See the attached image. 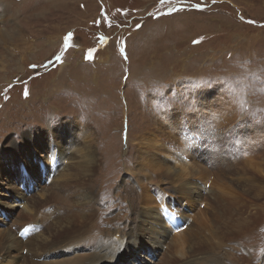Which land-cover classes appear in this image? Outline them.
I'll return each mask as SVG.
<instances>
[{"label": "rangeland", "instance_id": "1", "mask_svg": "<svg viewBox=\"0 0 264 264\" xmlns=\"http://www.w3.org/2000/svg\"><path fill=\"white\" fill-rule=\"evenodd\" d=\"M0 34V264H264V0H0Z\"/></svg>", "mask_w": 264, "mask_h": 264}, {"label": "bare ground", "instance_id": "2", "mask_svg": "<svg viewBox=\"0 0 264 264\" xmlns=\"http://www.w3.org/2000/svg\"><path fill=\"white\" fill-rule=\"evenodd\" d=\"M1 35V34H0ZM1 37L3 38V35H1ZM205 110V109H204ZM144 140V139H143ZM146 140H144L145 142ZM44 143V142H43ZM49 147L51 146V142L50 144L46 143ZM144 145H146L145 143H143ZM148 144V143H147ZM45 146V145H44ZM90 158H89V162H90ZM147 160V159H146ZM88 162V164H89ZM164 167H169L167 163H164ZM163 167V168H164ZM90 168V167H89ZM179 169L181 172H185V170L181 167V165H179ZM89 170V169H88ZM168 172H170V168L168 169ZM89 174H78V179L81 178L82 180L83 179H86L88 177ZM191 175V176H189ZM144 176V175H143ZM142 176V177H143ZM146 176V175H145ZM161 179L164 177H167L169 178L170 180L172 181H178V183H180L181 179H182V183L183 182H186V184L192 188L193 190H196L198 188L197 186V183L194 181V178L195 175L193 174H188L187 178L185 179L184 178V175L183 174H161ZM54 183H58V181L62 178L65 182L64 184H69L71 181L73 180H76L77 178L76 177H73L72 174H58V178L57 176H54ZM147 177V176H146ZM92 180L94 179L93 177V174L91 176ZM193 178V179H191ZM142 179V178H141ZM140 179V182L142 181ZM160 179V180H161ZM139 180V179H138ZM86 181V180H85ZM138 182L139 181H136L135 183L131 184L130 185V188H129V193L132 197V199H136L139 197V194H141L140 192V189H138V187H142V186H138ZM128 183V182H127ZM131 183V182H130ZM125 185H126V182H125ZM129 185V184H128ZM140 185V183H139ZM181 188V187H180ZM181 192H185V191H181ZM92 193V192H91ZM145 194V193H144ZM84 198H89L91 199L92 196L89 195V193H86V190H84V194H83ZM154 195H152L150 193V195H147V200H149L150 202L152 201L153 204H155L156 201H162L164 200L165 201V197L164 195H159V197L163 196L162 198H158V199H155L153 198ZM88 201V200H87ZM88 204L89 206H92L94 203H92L91 201H88ZM164 204V203H162ZM161 204L159 203V206ZM155 206H157L155 204ZM166 206V205H165ZM165 206H162V209L164 210ZM93 207H95L93 205ZM161 207V206H160ZM158 208V207H157ZM137 210V209H136ZM141 210V208H140ZM166 211V210H165ZM145 212V211H144ZM143 213L144 216L145 213ZM163 212V211H162ZM148 213V212H147ZM179 214V213H178ZM177 212L173 213L172 216H171V219H175L177 218L178 215ZM155 214L152 212H149V218L153 217ZM177 216V217H176ZM137 217V216H136ZM138 218V217H137ZM178 219V218H177ZM134 221V220H133ZM152 221L154 222V225H158L159 224V221L155 218L152 219ZM172 223L174 224V227H178L179 225V221H177L176 219L175 220H171ZM137 222V221H136ZM254 223L255 222H252V221H247L245 220L244 222H240L238 223V225H236V230H238L237 232L234 233V230L233 227L227 225V229L224 233V236H226V238L231 241V240H234L237 241V240H240L243 238V236H245V234H247V232H251L253 229H254ZM135 224V223H134ZM81 225V224H80ZM83 227V226H82ZM81 228V227H80ZM235 230V231H236ZM168 235V233H166ZM135 235V234H134ZM134 235H129L124 241H121V244L118 245V242L115 240L112 241L113 244H107L108 242H104L102 241L101 242V246H99V248L97 249H94L92 250L90 253H86L85 255H79V254H76L74 252H71V253H62V252H58L57 250L59 249H54V250H49L47 251L50 256L51 255H58V256H61L63 257V259H59V260H51V261H44L42 262L41 264H130L132 262H130L129 258L131 256H133V254H136L138 253L140 250L143 251V247L142 248V244L139 246V243L140 242H145L144 245L147 247V240L149 241L148 238L144 239V237L141 235L140 232H138L137 236H134ZM163 234H161L160 238L159 236L155 237L152 242L154 243L152 246L153 249L157 250L160 243L164 240L163 239ZM103 245H106L105 247H103ZM216 248H217V244L215 245H211L208 247L210 253L208 255L205 256V259L208 260V259H214L215 258H219L218 255L216 254ZM146 249V248H145ZM220 250V249H219ZM84 254V253H83ZM220 255V254H219ZM226 257V256H225ZM222 258V257H221ZM167 261H169L168 258H166ZM213 260V261H214ZM218 260H215V262H217ZM139 262V261H138ZM189 261L187 262H184V264H188ZM140 263V262H139ZM143 264V263H141ZM168 264H171V262H169Z\"/></svg>", "mask_w": 264, "mask_h": 264}, {"label": "snow or ice", "instance_id": "3", "mask_svg": "<svg viewBox=\"0 0 264 264\" xmlns=\"http://www.w3.org/2000/svg\"><path fill=\"white\" fill-rule=\"evenodd\" d=\"M161 3H164V0H161ZM196 7H200V5H196ZM170 11H175V9H171ZM71 33H69V35H68V38H71ZM56 59L57 60H60L61 59V57L59 56V55H57L56 56ZM33 67H35V65H33ZM27 94V93H26Z\"/></svg>", "mask_w": 264, "mask_h": 264}]
</instances>
